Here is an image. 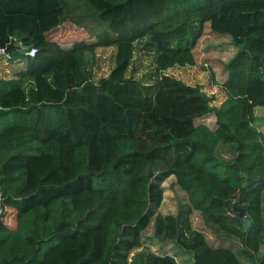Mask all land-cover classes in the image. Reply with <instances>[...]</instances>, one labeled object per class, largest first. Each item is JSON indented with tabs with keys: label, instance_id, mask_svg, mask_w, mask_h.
<instances>
[{
	"label": "trees",
	"instance_id": "obj_1",
	"mask_svg": "<svg viewBox=\"0 0 264 264\" xmlns=\"http://www.w3.org/2000/svg\"><path fill=\"white\" fill-rule=\"evenodd\" d=\"M66 22L89 38L60 41L54 33ZM207 24L237 47L219 106L168 74L196 65ZM11 41L23 65L9 61L11 75H0V264H134L153 219L155 234L194 264H264V131L255 124L264 0H0V48ZM101 47L116 48L115 63L96 79ZM146 47L155 60L140 79ZM211 113L214 128L196 123ZM172 175L188 202L165 217L162 183ZM235 207L246 209L248 229ZM195 210L241 250L212 245L193 226Z\"/></svg>",
	"mask_w": 264,
	"mask_h": 264
},
{
	"label": "rangeland",
	"instance_id": "obj_2",
	"mask_svg": "<svg viewBox=\"0 0 264 264\" xmlns=\"http://www.w3.org/2000/svg\"><path fill=\"white\" fill-rule=\"evenodd\" d=\"M64 24V23H63ZM56 30L54 36L60 41H70L81 44L85 42L88 37V32L84 31L83 28H79L70 23L66 22L64 25ZM69 27L71 29H69ZM73 28V29H72ZM81 29V31L79 30ZM83 29V30H82ZM76 41V42H75ZM148 42L145 39L142 44ZM65 44V43H63ZM154 49L152 47H146L140 55V62H138L137 71L135 76L143 79L148 76L152 71V65H154ZM115 47H101L96 50V65H94V75L98 79L102 76H107L114 66ZM237 52V47L232 43L230 35H221L214 33L209 24H207L204 34L200 38L197 46L195 47L196 65L194 66H177L168 70V74L178 79L185 81L191 85H200L202 90L210 97H214L211 101L213 105L219 106L221 102L226 98V94L222 89V83L226 79L227 72L225 69L226 63L232 58ZM91 53L88 54V58H91ZM21 55L19 53L12 54V59L9 60L12 63L19 61ZM93 58V57H92ZM13 66L6 64V61L0 62V72L3 75L10 76ZM9 69V70H6ZM6 70V72H5ZM147 74V76H145ZM32 82L24 83L25 92L30 95ZM255 114L257 116L255 124L264 131V106H258L255 108ZM214 113L208 114L202 118L196 119V123L204 122L215 127L216 117ZM227 158L229 154H224ZM230 157L232 155L230 154ZM165 194L164 201L159 208V214L161 216L177 215L181 204L188 202L187 194L179 187L176 182L174 175L165 179L162 183ZM14 216V212L12 213ZM192 223L194 228L204 232L214 246L225 245L232 246L237 250H241V242L236 237L218 232L214 227L207 225L204 221L203 215L199 211H194L191 215ZM144 246L137 248L131 252V258L134 259V264H140L141 257L136 255L144 256L148 252L152 251L161 255L170 254L176 257L180 264H194L193 254L189 251H185L178 246L173 240H165L159 238L155 234V222L154 219L150 226L143 233ZM264 251V245L261 247V252ZM247 264L249 263L246 261Z\"/></svg>",
	"mask_w": 264,
	"mask_h": 264
},
{
	"label": "water",
	"instance_id": "obj_3",
	"mask_svg": "<svg viewBox=\"0 0 264 264\" xmlns=\"http://www.w3.org/2000/svg\"><path fill=\"white\" fill-rule=\"evenodd\" d=\"M14 46V41L6 47V52H10L12 47ZM236 211H239L240 216L243 218V228L246 230L251 224V220L247 216V211L244 207H235Z\"/></svg>",
	"mask_w": 264,
	"mask_h": 264
},
{
	"label": "built area",
	"instance_id": "obj_4",
	"mask_svg": "<svg viewBox=\"0 0 264 264\" xmlns=\"http://www.w3.org/2000/svg\"><path fill=\"white\" fill-rule=\"evenodd\" d=\"M37 52L36 48H31L29 51L26 52L27 55L35 56ZM0 57L4 59V61L9 62L12 59V54L10 52H6V47L0 48Z\"/></svg>",
	"mask_w": 264,
	"mask_h": 264
},
{
	"label": "crops",
	"instance_id": "obj_5",
	"mask_svg": "<svg viewBox=\"0 0 264 264\" xmlns=\"http://www.w3.org/2000/svg\"><path fill=\"white\" fill-rule=\"evenodd\" d=\"M15 45V44H14ZM19 46L20 45V43L19 42H17L16 43V46ZM6 64H9V62H6ZM19 65H23V63L21 62V60H19V61H17V63H16V65L14 66V68L15 67H17V66H19ZM6 70H9V69H6ZM6 70H5V72H6ZM0 75H3V72H0ZM215 118V117H214Z\"/></svg>",
	"mask_w": 264,
	"mask_h": 264
}]
</instances>
